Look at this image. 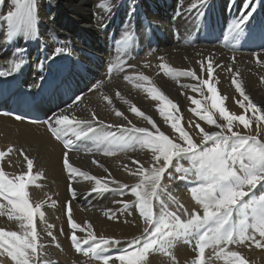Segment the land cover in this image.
Here are the masks:
<instances>
[{"label":"bare ground","instance_id":"obj_1","mask_svg":"<svg viewBox=\"0 0 264 264\" xmlns=\"http://www.w3.org/2000/svg\"><path fill=\"white\" fill-rule=\"evenodd\" d=\"M194 2L196 0H36L38 36L27 41L22 36H17L12 41L7 39V22L3 17L8 11L14 10L15 6L12 0L0 3V70L9 67L8 61L12 59L23 58L27 61L18 74L0 77V108L6 106L23 117L22 120H16L15 116L0 113V150L14 148L4 161H0V167L10 175L27 171L19 149H23L30 158H36L33 174L39 170L44 175L29 186V194L33 203L49 201L43 210L47 222L55 225L53 232L56 242L44 235L46 225L37 220L38 231L43 235L42 243L46 245L44 258L49 264H102V261L76 252L71 245L65 208L69 200L73 219L85 227L91 222L98 237H115L127 241L139 235L145 226L135 208L120 210L122 205L119 201L131 202L135 199L130 190H125L123 194L108 192L88 195L94 182L78 178V182L72 183L77 196L71 197L69 182L61 166L62 142L50 135L43 122L53 112L66 109L68 104H72L73 96H80L82 100L79 108L74 107L72 111L66 112L70 116L74 113L77 118L89 119L90 112L95 111L97 117L106 124L128 126L127 121L115 115V110H119L137 127L151 128L147 119L130 111L134 104L146 116H151L162 131L172 134L174 130L170 128V122H165L159 115L158 105L161 102L152 100L146 92V87L155 86L178 105L180 123L199 142L196 129L191 128L189 122L199 123L206 130L210 126L191 112L195 105L189 98L201 99L203 103L204 96L186 85L209 79L207 70L200 71L199 62H207V58L211 56L214 77L210 82L218 89L225 107H228L227 98L237 96V90L232 84L235 77L241 81L245 94L264 109V80L260 79L264 76V66L256 63L254 55L264 52V0H261L246 26L251 32L249 36H252L248 45L242 46L229 42L224 37L228 34L227 26L232 19L241 14L244 0H206L202 8L189 12L188 9ZM102 3L107 6L101 7ZM178 10L182 13L179 16ZM198 12L203 15H198ZM102 22L106 27H101ZM120 32L122 36L116 37ZM125 32L130 33V38L126 43L118 45L117 41L124 39ZM101 39L104 45L99 43ZM54 47H64L65 54L55 61L46 59ZM16 48L26 49V53H16ZM261 58L264 59V56ZM58 62L64 63L72 72L88 71L90 76L85 88L75 90L73 83L62 84L61 71L55 69ZM120 62H125V70L109 74L108 67ZM162 63L177 70H195L199 80L179 76L173 79L160 67ZM141 74L149 77V81L137 79ZM128 75L133 76V79L126 80L124 77ZM101 81L104 82L103 87L96 89V83ZM138 84L145 87H137ZM117 92L120 93L119 96L116 95ZM205 92L207 86H203V95ZM104 95L111 98V104L103 99ZM237 98H242L239 92ZM233 113L241 114L236 109ZM217 121L221 123L218 118ZM254 125L252 121L251 127L245 130L236 123L234 129L256 135ZM259 134V138L264 140V132ZM75 143L78 147L69 152V162L74 166L97 177H108L110 173L111 179L129 185L137 183L138 177L129 174L124 165L131 168V160L136 159L147 167L151 161L150 151L138 146L135 150H116L115 155L108 156L104 155L103 147L96 150L94 141L87 137ZM89 148L93 150L89 152ZM184 161L189 164L187 160H182L183 164ZM99 164H103L108 171L99 167ZM174 173L172 175L175 176ZM187 182L165 181L170 193V197L166 199L170 210H176L177 201L189 211L199 209V205L190 198L192 185L190 181ZM261 194H264V187L256 189V195ZM51 200L57 202L55 206L51 205ZM109 211L115 212L118 218L108 219L106 213ZM0 228L23 231L20 222L10 221L7 216H0ZM77 235L85 237L87 233L77 230ZM229 248L240 251L248 264H264V247L245 242ZM197 255L198 249L194 241L182 239L174 242L172 248L152 256L151 260L152 264H194ZM209 258L211 264H224L222 259L213 254L212 249H206V261ZM0 260L4 264H14L7 256L0 257Z\"/></svg>","mask_w":264,"mask_h":264},{"label":"snow or ice","instance_id":"obj_2","mask_svg":"<svg viewBox=\"0 0 264 264\" xmlns=\"http://www.w3.org/2000/svg\"><path fill=\"white\" fill-rule=\"evenodd\" d=\"M2 2L3 0H0V3ZM12 3L15 6L14 10L8 11L3 17L7 22V39L12 41L17 36H22L26 41L36 39L39 24L36 0H12ZM205 3L206 0H196L188 11L202 8ZM260 3L261 0H244L241 14L234 17L227 26L228 33L233 39H239L244 34ZM100 6L107 5L102 3ZM181 14L178 10L177 16ZM198 15L203 13L198 12ZM101 27L106 25L102 22ZM129 38L130 33L125 32L124 39L117 41V44H124ZM224 38L227 40L228 36ZM15 52L26 53V49L16 48ZM65 52L64 47H54L46 59L55 61ZM254 55L256 63L264 66V59L261 58L264 52H257ZM26 63V59L23 58L9 60V67L0 70V77L18 74ZM124 63L111 64L107 71L109 74L113 71L122 72L125 70ZM199 63L200 71L207 70L209 79L199 80L195 70H177L167 64L160 65L173 79L179 76L199 80L198 84L186 87L199 91L202 96L203 86H207L210 95L204 96L203 103L201 99L189 98L195 105L191 112L210 126L206 130L199 123L189 122L190 127L196 129V135L200 137L199 142L194 139L190 130L180 123L178 105L155 86L146 87V92L152 100L161 102L158 105L159 115L165 122H170V128L174 130L172 134L162 131L151 116H146L134 104L131 105L130 111L147 119L151 128L137 127L119 110H115V115L127 121L128 126L106 124L97 117L95 111L90 112L89 119L77 118L74 113L71 116L66 114L74 107L79 108L82 100L80 96H73L72 104H68L66 109L53 112L43 122L50 135L56 141L62 142L61 166L69 182L68 191L71 197L77 196V190L72 187V183L78 182V178L94 182V187L88 195L92 193L102 195L108 192L123 194L125 190H130L135 199L131 202L119 201L118 203L122 205L120 210L135 208L145 225L139 235L127 241L115 237H98L91 222L85 227L73 219L69 200L65 204L71 232L69 239L76 252L102 261V264L110 262L152 264V256L172 248L174 242L183 239L194 241L198 249L194 264H211V258L207 261L205 259L206 249H212L213 254L222 259L224 264H248L240 251L230 250L229 246L248 242L250 245L264 247V194L256 195V189L264 187V140L259 138V132L253 135L234 129V124L238 123L247 130L251 127L252 120L246 118L245 114L237 115L225 107L224 99L210 82L214 70L212 57H208L207 62L201 60ZM238 76L237 72L236 77ZM124 78L132 80L133 76L128 75ZM137 79L149 81V77L142 74ZM260 79L264 80V76ZM103 83V81L96 83L95 88L101 89ZM232 84L242 97L238 101L239 107L245 113L251 109L252 116L257 118L258 122L264 121V109L245 94L241 81L234 77ZM137 87L145 86L138 84ZM116 95L119 96L120 93L117 92ZM103 99L108 104L112 103L107 95H104ZM215 113L219 114L223 123H218ZM15 119L22 120L23 117L17 115ZM85 137L94 141L96 150L103 147L104 155H115L116 150H135L138 146L140 149L150 151L151 161L147 167L136 159L131 160L133 167L124 165L129 174L138 177V182L134 185L111 179L110 173L108 177L90 175L69 162V152L78 147L75 141ZM92 150L88 149L89 152ZM13 151V147H8L6 151L0 150V161H4V158ZM18 151L26 162L27 171L10 175L0 167V216H7L10 221L20 222L23 231L0 228V257H10L14 264H49L44 258L46 245L42 243L43 235L37 226V220L43 222L46 225L43 229L44 235L51 238L52 242H56L53 232L55 225L47 222L43 210L49 201L33 203L29 194V186L41 179L44 174L39 170L33 174L36 158H30L23 149ZM181 160L189 161L190 166L184 167L179 164ZM99 167L104 168V165L99 164ZM104 170L108 171L106 168ZM173 172L177 175H172ZM166 180L190 181L192 185L190 196L199 205V209L189 211L177 201L176 210H170L169 204L166 203V199L170 197ZM56 203L55 200H51L52 206ZM106 215L108 219L118 218L115 212L109 211ZM77 230L86 232L87 235L80 237ZM0 264H4L3 260H0Z\"/></svg>","mask_w":264,"mask_h":264},{"label":"rangeland","instance_id":"obj_3","mask_svg":"<svg viewBox=\"0 0 264 264\" xmlns=\"http://www.w3.org/2000/svg\"><path fill=\"white\" fill-rule=\"evenodd\" d=\"M127 10V9H126ZM249 34H251V32L246 28L245 29V32H244V34L239 38V39H232L231 37V35L228 33L227 35H225V36H228V39H227V41H229V42H232V43H234V44H237L238 46H242V45H244V44H246V45H248V43H249V39H250V37L252 36V35H250L249 36ZM246 35V36H245ZM118 36H122V33L120 32V33H118L117 35H116V37H118ZM122 38V37H121ZM230 38V39H229ZM167 39L169 40V36H167ZM167 40V41H168ZM232 40V41H231ZM239 41V42H238ZM99 43L101 44V45H104V41H103V39H101L100 41H99ZM241 44V45H240ZM189 45H192V44H189ZM235 51H237V52H242V51H240V50H235ZM58 64V65H57ZM56 64V66H55V69H60V71H61V75H60V79H61V81H62V84H64V83H67V82H70V83H73L74 84V87H75V90H81V89H84L85 88V85H86V82L88 81V78H89V76H90V73L88 72V71H81V72H79V73H77V72H72V71H70L69 70V68L64 64V63H61V62H58ZM214 76L212 75L211 76V79L213 78ZM14 83H15V81H14ZM14 83L12 84V85H10L8 88H10V87H12L13 85H14ZM209 94L207 93V92H205L204 93V95L203 96H208ZM238 97V91H237V96L236 97H232V98H227V102L226 103H228V110L230 111V112H232L233 113V111L236 109V110H239L240 112H241V114H245L246 115V118H250L253 122H254V130L256 131V132H264V121H259L258 122V120H257V118H255V117H253L252 116V112H251V109H249V111L247 112V113H245L244 112V110L243 109H241L240 107H239V104H238V101H240L242 98H237ZM253 101V100H252ZM254 102V101H253ZM257 104V103H256ZM259 116V113L257 114V117ZM216 117L219 119V121H221V123H223L224 121H223V119L219 116V114L218 113H216ZM258 123H259V127H258ZM198 140L200 139V137L198 136V137H196ZM180 163L179 164H181V162H182V160L181 161H179ZM187 162H189V161H187ZM182 165L184 166V167H189L190 166V162H189V164L188 163H186V161H184V164H183V162H182ZM174 174H176V173H174ZM177 175V174H176ZM180 181H182V180H180ZM183 182H187V181H183ZM189 182V181H188ZM187 182V183H188ZM191 198V197H190ZM192 200H193V198H191Z\"/></svg>","mask_w":264,"mask_h":264}]
</instances>
